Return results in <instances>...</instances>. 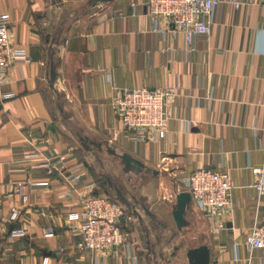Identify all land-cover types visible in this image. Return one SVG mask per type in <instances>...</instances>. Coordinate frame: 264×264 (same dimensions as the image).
<instances>
[{
    "label": "crops",
    "instance_id": "crops-1",
    "mask_svg": "<svg viewBox=\"0 0 264 264\" xmlns=\"http://www.w3.org/2000/svg\"><path fill=\"white\" fill-rule=\"evenodd\" d=\"M218 1L211 42L188 58L181 35L169 34L165 43L154 36L148 0H0V25L31 59L0 78V264H43L45 258L48 264H152L154 250L141 253L131 206L161 212L167 192H187L177 179L202 168L228 171L234 188L220 234L200 208L187 209L185 222L204 233L197 247L210 248L211 264H264L262 251L246 245L264 221V196L251 187L252 168L264 167V1ZM138 88L175 90L165 139L127 137L114 101ZM71 123L82 129L77 140L65 128ZM104 147L144 164L122 192L131 201L124 225L129 246L80 253V224L68 218L83 210L80 196L111 190L118 196L111 177H104L108 192L102 185L96 153ZM73 172L77 184L68 180ZM27 182L39 185L23 202L17 189ZM134 188L140 200L129 193ZM14 208L19 216L11 222ZM12 228L27 236L11 238Z\"/></svg>",
    "mask_w": 264,
    "mask_h": 264
},
{
    "label": "built area",
    "instance_id": "built-area-1",
    "mask_svg": "<svg viewBox=\"0 0 264 264\" xmlns=\"http://www.w3.org/2000/svg\"><path fill=\"white\" fill-rule=\"evenodd\" d=\"M218 4V0H148V14L153 23L152 33L156 38L162 37L164 43L169 34L181 35L186 44V54L190 58L199 44L211 42L214 12ZM235 5L240 6L239 3ZM115 13L121 15L122 11L117 10ZM165 50L162 49L163 54ZM30 61L25 49L13 46L9 28L0 25V78L5 77L12 67H20ZM175 95L172 88H138L119 93L114 101V112L127 137L138 143L165 139L168 135L167 104ZM12 97L13 94H7L5 99ZM74 173L68 180L77 184L80 176ZM177 182L185 186L192 203L214 220V234H220L227 228L221 212L229 206L234 188L228 171L202 168L178 178ZM37 185L39 184L27 182L18 186L17 193L23 202L28 201ZM251 187L264 196V167L252 168ZM80 201L83 210L68 215L70 221L80 224V240L76 244L78 252L110 254L122 246H129L124 225L131 218L121 203L107 195L80 196ZM18 216V210L12 209L10 221H17ZM26 236L27 233L22 228H12L10 231V237L14 239ZM246 245L250 252L260 250L264 254V221L254 225ZM234 251V258L238 261V249L234 248ZM43 264H48L47 258Z\"/></svg>",
    "mask_w": 264,
    "mask_h": 264
},
{
    "label": "rangeland",
    "instance_id": "rangeland-1",
    "mask_svg": "<svg viewBox=\"0 0 264 264\" xmlns=\"http://www.w3.org/2000/svg\"><path fill=\"white\" fill-rule=\"evenodd\" d=\"M57 113L55 111V114ZM65 128L73 134L75 140H77V133L82 132V129H80V127L72 123L65 126ZM96 155L101 159L99 163L104 165V172H101V181L106 192L109 191V188L107 186V181L104 178L105 175L111 177V179L114 180V183L112 182L111 184L115 187V189L121 190V193L124 192V186H127L129 184L127 182V178H135V172H126L127 174H125L123 172V167L121 166V160L117 157V155L113 156L111 154H108L106 147H104L100 153H96ZM93 160L97 161L98 158L94 156ZM108 193V197L121 203L128 212V208L126 206L127 204L125 203L128 202L130 204V197L129 199L127 198L121 200L114 192V190H111ZM129 193L136 195L138 200L141 199L139 188H134V190L132 192L130 191ZM170 195H172V197H170ZM174 195L175 194L172 192H167L165 197H162L161 200H159L160 204L164 206V210H162L161 212L148 211L147 213L145 204H137L131 206L132 209H134L135 211L137 210L135 217L137 226L135 228L136 230L134 231H139V236L142 239V247L140 248V250L143 249V252L141 251V253L144 254L147 252L149 254V251H151V249L154 250V253L152 254V264H188L186 257L187 251L189 249L197 247L203 242L201 238L204 233H201L198 227L193 224V222L190 223L184 221V226L180 229L177 228L173 218V211L176 209L177 196ZM168 199L171 202L168 201V204H166ZM193 206L196 207L195 204L191 203L188 208H191ZM176 247H178L179 249L175 250Z\"/></svg>",
    "mask_w": 264,
    "mask_h": 264
},
{
    "label": "water",
    "instance_id": "water-1",
    "mask_svg": "<svg viewBox=\"0 0 264 264\" xmlns=\"http://www.w3.org/2000/svg\"><path fill=\"white\" fill-rule=\"evenodd\" d=\"M112 1V0H108ZM86 146V145H85ZM87 147V146H86ZM108 153L116 155V151L108 148ZM126 170L134 171L136 174L144 169V164L135 159L128 153L119 156ZM118 196L124 200L119 189H116ZM192 203V198L189 192H180L176 196V209L173 211V218L177 228L184 226V217L189 205ZM179 248L176 247L175 250ZM188 264H211V251L207 245H202L196 248L189 249L186 253Z\"/></svg>",
    "mask_w": 264,
    "mask_h": 264
},
{
    "label": "flooded vegetation",
    "instance_id": "flooded-vegetation-1",
    "mask_svg": "<svg viewBox=\"0 0 264 264\" xmlns=\"http://www.w3.org/2000/svg\"><path fill=\"white\" fill-rule=\"evenodd\" d=\"M117 192V191H116ZM122 200V198H120ZM169 261V260H168Z\"/></svg>",
    "mask_w": 264,
    "mask_h": 264
}]
</instances>
